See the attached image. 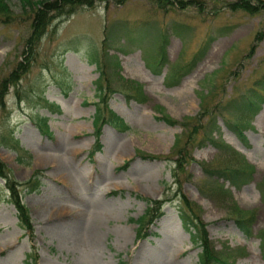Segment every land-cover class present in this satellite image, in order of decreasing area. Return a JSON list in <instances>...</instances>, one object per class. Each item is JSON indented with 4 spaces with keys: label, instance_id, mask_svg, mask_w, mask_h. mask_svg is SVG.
Wrapping results in <instances>:
<instances>
[{
    "label": "rangeland",
    "instance_id": "1",
    "mask_svg": "<svg viewBox=\"0 0 264 264\" xmlns=\"http://www.w3.org/2000/svg\"><path fill=\"white\" fill-rule=\"evenodd\" d=\"M5 1L11 18L0 16V78L24 57V38L35 7L23 6L22 0ZM118 1L96 0L62 17L55 31L41 36L17 83L7 87L5 108L0 107V159L17 180L35 169L41 174L35 189H20L31 215L30 238L17 226L0 178V264H24L32 245L34 264H196L199 248L182 228L177 199L172 197L175 155L170 151L175 137L182 135L181 126L156 116L182 121L198 111L199 96L210 86L222 85L227 96L236 85L241 89L253 80L264 69V8L249 14L229 8L226 3L235 0H170L165 13L152 0ZM259 30L261 38L248 56ZM159 33L166 35V59L155 71ZM196 52L176 82L163 77ZM92 56L104 65L100 83L108 106L129 128L118 131L103 125L101 148L89 156L98 75ZM134 86L140 89L135 98L130 96ZM40 117L47 126L43 131ZM216 123L212 133L255 167L249 183L239 188L224 185L239 207L253 209L251 235L245 236L228 216L230 201L200 190L204 173L199 162L215 157L211 143L192 147L193 160L177 176L179 187L199 205L208 236L214 247L230 253L229 261L263 264L256 233L264 228V101L247 122H240L244 140L218 116ZM10 133L29 153H20L23 162L2 143ZM137 150L168 157L144 158ZM164 185H169L170 198L162 206L163 214L149 225L146 238L135 240L131 218L141 214L144 197H160Z\"/></svg>",
    "mask_w": 264,
    "mask_h": 264
},
{
    "label": "trees",
    "instance_id": "2",
    "mask_svg": "<svg viewBox=\"0 0 264 264\" xmlns=\"http://www.w3.org/2000/svg\"><path fill=\"white\" fill-rule=\"evenodd\" d=\"M23 6L35 5L32 8L31 17H29L28 33L24 38L22 54L23 58L17 60L14 67L5 76L0 78V107L5 108V93L8 85H15L19 79V73L25 71L36 52V47L41 36L47 31H55L58 27L62 17L68 16L74 12L77 7L87 6L91 7L96 0H22ZM104 1V0H99ZM156 6L164 9L166 13L169 6L172 4L170 0H152ZM258 3L251 4L248 0H235L234 2L226 3L231 9H240L245 13H255L257 9L264 8V0H257ZM120 2V0L118 1ZM183 3L184 1L178 0ZM159 8V7H157ZM1 11L3 14H1ZM4 15V20L11 18L7 11V4L5 0H0V16ZM126 28H124L125 30ZM126 31V30H125ZM129 31V30H128ZM260 30L256 31L253 35L252 42L249 45V50L246 55H251L253 52L255 41L261 38L259 35ZM166 35L159 33V43L155 54V61L153 62L154 70L160 69L165 62L164 45L166 41ZM106 36L103 37V42ZM105 43V42H104ZM199 52H196L189 61L181 63L178 66L170 68L168 73L164 75L169 82H176L180 74L186 71L188 66L191 65ZM95 66L98 69V76L95 80L96 92L98 97L96 101H92L94 106V112L92 114V126L94 143L89 150V156H91L96 150L100 148V142L98 136L103 123H108L117 130H125L129 128V125L111 108L107 105V95L102 90L100 83V76L103 75L104 65H100L98 60H95ZM231 74L234 73L232 70ZM137 84V83H136ZM222 85H212L209 89L203 91L199 96V109L190 116H186L182 121L172 119L166 115H158L156 118L164 121L167 124H178L181 126L180 133L175 137L170 153L174 154V167L171 170L173 182L176 187L173 190V196L177 198L176 205L177 216L181 222L182 227L189 233L190 241L199 247L197 252V264H233V261L228 260L227 253L225 254L223 249H216L208 237L205 222L200 217V207L193 200L189 199L185 194L181 192L179 186L181 181H178V173L184 172V167L187 161L193 160L191 149L193 146H199L203 143H211L215 148V157L212 161L199 162L203 174V183L200 190L206 195L211 197H219L226 201H230L228 208V216L233 220L234 224L245 235L251 234V225L254 221L253 209H245L239 207L233 200L228 189L224 187V182L227 181L234 187H240L241 185L248 183L255 170L254 165L250 163L242 153L231 147L228 143L223 141L222 138L217 137L212 133L213 129H217L218 124L217 116L222 120L225 126L236 128L237 133L240 134L239 125L241 121H248L249 116L255 114L260 104L264 101V69L257 74V76L250 80L243 88L235 86L233 93L225 96L222 93ZM134 95L140 93L138 86H134ZM111 90V89H109ZM47 104L46 100H44ZM156 108V106H155ZM38 121L45 125L44 118L40 117ZM217 127V128H214ZM46 128V126H45ZM241 135V134H240ZM244 140L245 137L241 135ZM2 143L12 149L16 154V160L23 162L20 153L29 157V153L14 139L11 135L2 141ZM137 154L147 158H167L164 155H155L150 153H144L137 150ZM41 170H33L31 175L23 180L18 181L10 174V170L6 163L0 159V177L3 179L4 187L7 191L6 201L11 203L15 208V216L17 219V225L28 237H32L33 226L29 210L25 203L21 199L20 189L24 188L26 191H31L36 188L38 184V176ZM263 179V177L261 178ZM261 186L264 187V179L261 181ZM168 185L165 186V190ZM164 190L161 197L151 198L146 197V206L141 214L136 218H131L136 223L135 238L141 239L148 234L147 227L154 219L158 218L162 214L161 206L169 199V196ZM262 190V189H261ZM263 195V190L261 191ZM259 239V248L261 251L263 264H264V228H261L257 232ZM35 247L30 246V250L25 253L24 263L34 264L36 260Z\"/></svg>",
    "mask_w": 264,
    "mask_h": 264
},
{
    "label": "bare ground",
    "instance_id": "3",
    "mask_svg": "<svg viewBox=\"0 0 264 264\" xmlns=\"http://www.w3.org/2000/svg\"><path fill=\"white\" fill-rule=\"evenodd\" d=\"M97 217H98V216H97ZM90 226H91V225H89V227H90ZM87 230H88V232H89V229H88V228H87ZM93 231H94V230H93ZM84 232H85V236H88L87 233H86V231H84ZM88 234H89V233H88ZM91 234H92V232H91ZM94 235H95V234H94ZM90 236H91V235H90ZM95 236H96V235H95ZM95 236H94V237H95ZM91 237H92V236H91ZM91 237H90V238H91ZM88 238H89V237H88Z\"/></svg>",
    "mask_w": 264,
    "mask_h": 264
}]
</instances>
